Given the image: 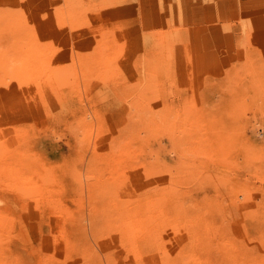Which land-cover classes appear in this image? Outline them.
Here are the masks:
<instances>
[{
	"label": "rangeland",
	"instance_id": "rangeland-1",
	"mask_svg": "<svg viewBox=\"0 0 264 264\" xmlns=\"http://www.w3.org/2000/svg\"><path fill=\"white\" fill-rule=\"evenodd\" d=\"M0 264H264V0H0Z\"/></svg>",
	"mask_w": 264,
	"mask_h": 264
},
{
	"label": "bare ground",
	"instance_id": "bare-ground-1",
	"mask_svg": "<svg viewBox=\"0 0 264 264\" xmlns=\"http://www.w3.org/2000/svg\"><path fill=\"white\" fill-rule=\"evenodd\" d=\"M257 132H260V130L257 129ZM241 197L244 198V199H246V198H248L249 196H248V194L245 193V192H241V193H239V192L237 191V192H235L234 195H233V200H234L235 202H241V203H242V202H244V201L241 199Z\"/></svg>",
	"mask_w": 264,
	"mask_h": 264
}]
</instances>
